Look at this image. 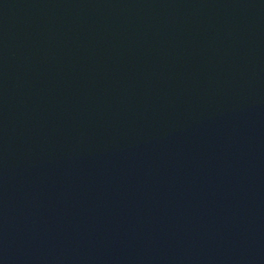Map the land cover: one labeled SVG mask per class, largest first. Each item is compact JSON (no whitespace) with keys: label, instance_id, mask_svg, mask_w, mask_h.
Here are the masks:
<instances>
[{"label":"water","instance_id":"obj_1","mask_svg":"<svg viewBox=\"0 0 264 264\" xmlns=\"http://www.w3.org/2000/svg\"><path fill=\"white\" fill-rule=\"evenodd\" d=\"M264 161V0H0V264H143Z\"/></svg>","mask_w":264,"mask_h":264}]
</instances>
